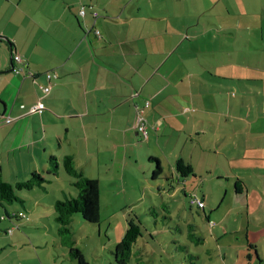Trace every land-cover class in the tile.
<instances>
[{"label":"crops","instance_id":"0c3cea01","mask_svg":"<svg viewBox=\"0 0 264 264\" xmlns=\"http://www.w3.org/2000/svg\"><path fill=\"white\" fill-rule=\"evenodd\" d=\"M225 1L237 9L236 18L229 16L231 27L242 30L228 44L221 43L224 29L219 25L227 16L221 0H0L2 180L15 185L33 171L39 173L40 165L53 175L46 164L50 156L58 160L57 176L61 159L71 155L84 176L98 181L103 208V196L130 194L124 180L131 183L144 158L157 157L162 174L173 168L167 176L186 183L189 176L177 175L176 160L197 173L211 154L225 156L229 164L225 172L217 158L206 163L216 179L225 181L224 195L244 194L246 214H254L258 206L250 200L264 202L263 195L258 188L247 189L242 169L264 168V143L254 142L264 135V101L256 104L261 114H254L253 107V89L264 79L251 74L254 67L264 72V33H254L248 22L256 17L252 8H264V0ZM210 10L214 34L202 25ZM209 40H216L215 46ZM254 52L263 55L260 64H251ZM16 53L20 63L12 58ZM21 64L23 72H15L12 67ZM48 72L57 76L44 94ZM256 96L264 98V86ZM40 99L42 112L29 113ZM146 100L143 138L135 128L136 106L143 107ZM69 182L75 194L62 189L63 198L77 194ZM16 195L22 202H14L24 206V198ZM199 198L204 209V196ZM12 203L0 201V255L8 242L13 244L15 227L37 225L36 219L12 218L18 212H10ZM109 209L110 214L118 211ZM263 238L264 227L247 225L244 241L254 247L256 258L252 263L247 255L250 264H263L256 247ZM8 254L0 256V264H15L8 263Z\"/></svg>","mask_w":264,"mask_h":264},{"label":"rangeland","instance_id":"374dc122","mask_svg":"<svg viewBox=\"0 0 264 264\" xmlns=\"http://www.w3.org/2000/svg\"><path fill=\"white\" fill-rule=\"evenodd\" d=\"M225 2L221 0L219 6L227 16L225 23L220 24L219 27L224 29L221 33V43L228 44L229 38L242 30L237 27V31H234L231 27L233 23L229 16L236 18L237 9L232 6L229 8ZM263 9L259 4L252 8V14L256 17L248 23L250 28L253 26L254 33H264V20L257 19H262L261 14L264 16ZM226 10H229V13ZM208 15L213 17V11L205 13L202 25L205 30L214 34L215 27L211 21H208ZM208 44L215 46L216 40H209ZM261 57L263 55L254 52L251 64H260ZM254 68L256 70L251 74L264 79V72L258 71L261 67ZM261 86L264 84H257L253 89V107L256 115L262 112L260 104L257 108L256 104L264 101V98L256 96V92L260 93ZM238 92H240L239 89ZM210 133L212 134L213 131L210 130ZM254 142L263 144L264 135ZM252 154L256 157L257 153ZM206 155L210 157L206 160L207 164L212 162V157H214L219 159L222 171L229 170L225 169L229 165L225 156L218 158L211 154ZM206 163L199 166L197 173L194 172L196 177L189 175L185 183L169 179V177L167 179V175L173 172V168L164 169L163 174H159L153 180L152 172L155 163L152 164L154 166L152 169L147 162V157L144 158L142 163L135 168L139 176L135 175L131 178V183L128 185L124 180L125 187L131 191L127 197L123 198L125 195L123 192L112 195L114 199H110L108 195L103 196L101 200L103 208L100 207L99 210V223H88L83 220L81 214L75 213L72 216V234L64 236L57 234L52 204L56 199H63L60 190L63 189L66 194L72 191L73 187L69 179L73 178L63 168L58 171L57 176L49 175L42 170L40 165L39 173L47 182L42 187H34L32 190L16 191L24 198V206L20 202L8 204L10 212L17 210L26 220L36 219L37 225L17 223L19 226L15 227L13 244L8 242V248L0 256L10 253L8 263L12 260L15 264H18L20 260L30 264H77L75 260L67 257L68 245H65V241L63 244L60 243V238L67 239L69 242L73 241L88 264H116L113 255L114 248L125 233L127 219L133 218L140 222L141 235L132 245V255L128 264H250L247 257L249 254L254 263L255 250L254 247L248 248L244 241L245 228L248 224L251 229L264 227V207L262 206L264 202L259 203L256 199H251L252 205H257L258 208L254 212L256 216L254 214L248 216L245 195L232 196L228 193L225 196V181L216 179L213 172L209 171L212 168ZM242 171L247 189L255 191L258 188L261 191L260 196L263 195L262 199H264V168L254 167L248 170L242 169ZM144 172L147 173L144 175ZM183 187L186 189L185 192ZM171 193L173 195H170ZM193 195L204 196L205 208L203 210L198 209L196 205L190 206L189 197ZM106 204L109 207H117V213L110 214V209ZM151 204L157 207L154 211L150 209ZM162 205H167L169 208L164 209ZM0 212L4 213L2 207H0ZM254 218L257 219L254 220ZM256 247H258L259 256L264 258V238L257 241Z\"/></svg>","mask_w":264,"mask_h":264},{"label":"trees","instance_id":"16d2710c","mask_svg":"<svg viewBox=\"0 0 264 264\" xmlns=\"http://www.w3.org/2000/svg\"><path fill=\"white\" fill-rule=\"evenodd\" d=\"M148 162L153 165L155 163V168L152 165L154 168L152 172V179L154 180L162 173V166L157 157L149 156ZM61 163L63 170L73 178L71 182L77 190L76 196L57 199L53 204L54 220L57 224V233L59 236H64L66 234H72V216L75 213L81 214L83 220L88 223H99L100 204L98 181L84 176L82 172L75 167L74 159L71 155L64 156L61 159ZM48 164V172L53 175L56 174L58 167L57 158L55 156L48 157ZM175 171L181 178L194 174L191 165L184 162L182 159L176 160ZM168 177L169 179L171 178L170 176H167V179ZM45 182L46 179L36 171H33L27 180L18 182L15 185L4 182L0 174V201L7 203L14 201L22 202V199L16 195V191L21 189L32 190L34 187H42ZM171 188L173 189V186H171ZM162 206L164 209L169 208L167 205ZM156 208L157 207L155 205L151 204V211H154ZM126 222L127 225L125 233L121 240L116 244L113 251L116 264H128L132 255V245L141 235V227L138 220L132 218L127 219ZM59 241L61 243L66 242L68 245V257L71 260H75L77 264H88L81 250L74 245L73 241L69 242L67 239L63 240L60 238ZM252 247V245H249L248 248Z\"/></svg>","mask_w":264,"mask_h":264},{"label":"built area","instance_id":"2783aa9c","mask_svg":"<svg viewBox=\"0 0 264 264\" xmlns=\"http://www.w3.org/2000/svg\"><path fill=\"white\" fill-rule=\"evenodd\" d=\"M84 8L82 7L81 10H80V13L81 15L84 14ZM13 60L20 63L21 62V57L19 54H14L13 55ZM13 70L15 72H23V68H24V64H21V65H14L13 67ZM28 75H32L31 72H28ZM46 76V79L48 81V84L44 85L41 87V90H42V93L44 94H47L50 89H51V83L49 82L51 80V78H55L57 75L55 73H52V72H48L45 74ZM149 100H146L144 102V106L143 107H137L136 106V122H135V128L137 130L138 133H140V135L143 137V138H146L147 137V130H146V120L145 118L143 117V111H144V108L149 106ZM45 108V104L44 102L40 99L36 102L35 105L31 106L28 110L29 113H35V112H38V113H41L42 110ZM189 203L190 205H196L197 208L199 209H203L204 207V201L199 198L198 196L196 195H193L190 197L189 199ZM12 218H22L24 217L20 212H13L11 213L10 215Z\"/></svg>","mask_w":264,"mask_h":264}]
</instances>
